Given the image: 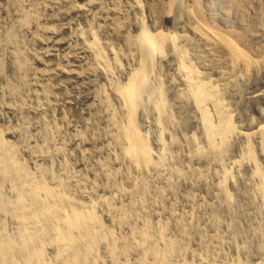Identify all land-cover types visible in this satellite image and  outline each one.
Segmentation results:
<instances>
[{
  "label": "rangeland",
  "instance_id": "374dc122",
  "mask_svg": "<svg viewBox=\"0 0 264 264\" xmlns=\"http://www.w3.org/2000/svg\"><path fill=\"white\" fill-rule=\"evenodd\" d=\"M177 1L0 0V135L15 146L17 157L30 170L41 166L50 176L63 179L67 193L78 201L96 202L101 197L129 201L118 192L133 190L136 173L117 160L107 134V114L95 94L103 90L119 111L111 85L123 83L135 64L134 40L143 24L152 32L176 33L184 40L196 69L221 88L239 130L250 133L264 125V0ZM196 19L236 33L238 45L263 62L248 72L240 65L232 68L224 51L193 34ZM93 38L107 55L111 77L96 71L94 57L84 52ZM46 50L52 54L43 55ZM160 59L172 114V122L165 126L166 166L177 168L182 176L172 177L170 188L163 178L168 171L150 178L145 210L152 216L151 224L166 221L171 236L184 228L186 261L196 262L201 256L211 264L264 263V204L255 192L250 165L232 167L243 154L244 139L231 137L221 161L196 158V145L204 144L197 114L178 95L182 83L175 59L168 54ZM60 67L77 74L64 75ZM153 121L149 113L139 124L157 151ZM251 143L264 172V156L257 141ZM224 167L231 169L226 182L229 198L218 188ZM97 210L102 217L105 210Z\"/></svg>",
  "mask_w": 264,
  "mask_h": 264
},
{
  "label": "bare ground",
  "instance_id": "6f19581e",
  "mask_svg": "<svg viewBox=\"0 0 264 264\" xmlns=\"http://www.w3.org/2000/svg\"><path fill=\"white\" fill-rule=\"evenodd\" d=\"M191 31L207 46L224 51L232 68L240 65L248 72L263 62L238 45L236 33L213 29L199 19ZM185 40L190 42L188 37ZM182 41L176 33L152 32L145 24L141 25L134 40L135 64L126 72L123 83L115 81L111 85L119 111L103 90L95 94L107 114V134L117 150V160L136 173L133 190L118 192L121 197H129L127 203H116L112 197H101L96 202L76 200L67 193L63 179L50 176L41 166L30 170L17 157L15 146L0 135V264H211L204 257L200 260L201 256L195 260L199 258L198 263L186 261L184 254L189 250L184 228L181 226L178 234L171 236L168 223L159 219L156 224L153 221V226L149 220L152 216L145 210L151 177L168 171L169 175L163 178L170 188L172 177L182 176L177 168L166 166L165 126L172 122V114L159 68L160 57L167 54L175 59L182 83L178 95L192 105L204 139L203 145H196L194 156L221 161L231 137L240 135L244 139V151L232 167L250 165L255 192L264 204V172L251 143L252 139L256 140L264 156V125L250 133L236 127L221 88L196 69ZM84 52L94 57L96 71L112 76L109 60L97 38L87 40ZM43 53L50 56L52 51ZM19 54L16 51L15 56L17 66L21 67ZM116 64L119 62L115 61ZM58 71L64 75L77 74L68 67H60ZM149 113L157 129V151L152 149L148 135L139 124ZM230 177L231 169L224 167L218 188L227 198L226 182ZM99 207L123 235H116L113 226L104 224Z\"/></svg>",
  "mask_w": 264,
  "mask_h": 264
}]
</instances>
